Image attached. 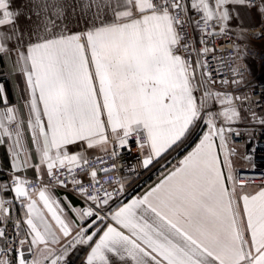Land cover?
Listing matches in <instances>:
<instances>
[{
	"label": "snow or ice",
	"instance_id": "obj_1",
	"mask_svg": "<svg viewBox=\"0 0 264 264\" xmlns=\"http://www.w3.org/2000/svg\"><path fill=\"white\" fill-rule=\"evenodd\" d=\"M17 3L0 0V77L18 89L10 101L0 83V264H71L78 252L81 264H264V187L245 191L233 168L235 141L251 145L248 161L264 137V87L252 81L264 0ZM219 37L233 46L227 75L209 62ZM201 125L142 194L100 184L124 151L135 146L149 170ZM90 150L111 166L90 168Z\"/></svg>",
	"mask_w": 264,
	"mask_h": 264
},
{
	"label": "built area",
	"instance_id": "obj_2",
	"mask_svg": "<svg viewBox=\"0 0 264 264\" xmlns=\"http://www.w3.org/2000/svg\"><path fill=\"white\" fill-rule=\"evenodd\" d=\"M185 30L190 37H195L196 39L193 41L194 46L200 48L201 45L198 43L199 33L193 31L191 27L185 26ZM212 47H215L217 51L212 54L215 59H210V63L212 65L213 70H223L227 75L226 69L222 68L221 61H227L229 56L233 54V46L232 44L227 42V37H219L215 41L211 43ZM258 51V50H257ZM257 61L259 65L264 63V57L257 56ZM228 68L232 67V64L229 63L227 65ZM259 87H264V78L259 80L256 83ZM252 99H258L257 94H253ZM200 129V128H199ZM197 133V132H196ZM135 139V138H133ZM244 137L235 141V146L239 150L240 155L233 157L237 163L234 166V169L239 173L237 179L239 181L247 182L246 185H259L264 186V137H260L259 146L257 151L254 153L253 158L251 160L242 159V155L245 151H249L251 145L248 148L243 146ZM176 155V152L170 155L167 158V161H163L161 164H157L154 167L150 166L149 170H145L139 166V152L133 146L131 152L124 151L116 160L117 171L110 173L109 175H101L99 177L100 184H106L108 181H117L123 180L126 186V195L128 198L138 194L142 188L149 184L152 177L157 174V171L165 162H169ZM100 156L101 159L97 160L94 157ZM91 163L89 165L90 168H97L98 170L104 166H111V158L108 155H104L103 153L95 154L89 157ZM177 161V160H176ZM175 161V162H176ZM177 163V162H176ZM30 179H35L30 178ZM87 180V178H85ZM99 185H97L98 187ZM32 188L38 187L37 184H33ZM69 191V190H68ZM98 195L100 193H97ZM84 253L78 252L72 257L71 264H81Z\"/></svg>",
	"mask_w": 264,
	"mask_h": 264
},
{
	"label": "crops",
	"instance_id": "obj_3",
	"mask_svg": "<svg viewBox=\"0 0 264 264\" xmlns=\"http://www.w3.org/2000/svg\"><path fill=\"white\" fill-rule=\"evenodd\" d=\"M20 2H21V0H18V3L16 6H19ZM250 63H252V62L250 61ZM253 68L255 70V77L252 78V81H253V83L256 84L259 80L264 78V74H261V72H260V65H259L257 59H256L255 63H253ZM0 83H5V85L8 89V93H9V100L14 102L18 98L17 80L12 79L11 77H8V78L4 77L3 79H2V77H0ZM250 87H251V85H250ZM240 91L241 92H247V91H249V89H247V88L240 89ZM204 130L205 129H204L203 125H201L200 129H197V131H196L197 133L195 132V134L198 136V139L196 140L194 145L188 151H186L181 157H179L177 159V161L182 159L183 156L187 155V153L190 152L196 146V144L199 142V138L202 135V132ZM99 153H101L99 150H90L88 155H89V157H91V156H93L95 154H99ZM175 161H169L170 164L168 163L162 171H166L168 168H171V166L177 162V161L176 162ZM5 163H6V161H5V150L3 148H0V179H7V176L5 175V173L8 171V169L5 167ZM236 163H237V161L233 159V168H234ZM161 173L162 172H160L159 175H156L155 178L153 180H151L148 185H146L144 188H142V190L136 195L142 194L150 186H153L158 181V178L161 176ZM27 175L29 178L35 177V174L33 171H29ZM261 187H264V186L253 185V184L246 185L245 191L255 192V191H258ZM55 191H56V194L58 196L63 197L65 195H67L70 199L73 200L74 203H79V198L73 196V194L70 191H68L64 188H57ZM136 195H134V196H136ZM134 196H131L128 199H131Z\"/></svg>",
	"mask_w": 264,
	"mask_h": 264
},
{
	"label": "trees",
	"instance_id": "obj_4",
	"mask_svg": "<svg viewBox=\"0 0 264 264\" xmlns=\"http://www.w3.org/2000/svg\"><path fill=\"white\" fill-rule=\"evenodd\" d=\"M3 78L4 77H2V79ZM197 139H198V136L194 133L190 138H188L186 140V142L183 145H181L179 148L176 149V151H175L176 155L173 157V159L171 161H175L179 157H181L186 151H188L194 145V143L196 142ZM175 152H173V153H175ZM154 178H155V176H153L151 180H153Z\"/></svg>",
	"mask_w": 264,
	"mask_h": 264
},
{
	"label": "rangeland",
	"instance_id": "obj_5",
	"mask_svg": "<svg viewBox=\"0 0 264 264\" xmlns=\"http://www.w3.org/2000/svg\"><path fill=\"white\" fill-rule=\"evenodd\" d=\"M169 163V162H168ZM167 162H165L163 165H167L168 164ZM164 169V167H160L159 170L157 171V174L156 175H159L160 172H162V170ZM155 175V176H156Z\"/></svg>",
	"mask_w": 264,
	"mask_h": 264
}]
</instances>
